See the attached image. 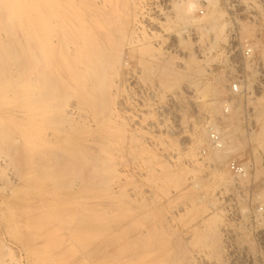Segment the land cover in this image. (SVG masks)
<instances>
[{
    "label": "rangeland",
    "instance_id": "374dc122",
    "mask_svg": "<svg viewBox=\"0 0 264 264\" xmlns=\"http://www.w3.org/2000/svg\"><path fill=\"white\" fill-rule=\"evenodd\" d=\"M210 1L201 15L196 0H74L87 21L101 6L102 101L89 79L68 87L64 14L40 57L35 0H0V264H264V0ZM211 126L228 156L209 147Z\"/></svg>",
    "mask_w": 264,
    "mask_h": 264
},
{
    "label": "bare ground",
    "instance_id": "6f19581e",
    "mask_svg": "<svg viewBox=\"0 0 264 264\" xmlns=\"http://www.w3.org/2000/svg\"><path fill=\"white\" fill-rule=\"evenodd\" d=\"M5 4L7 1L9 0H2ZM11 1V0H10ZM18 1V0H17ZM80 1H83V0H80ZM84 1H87V0H84ZM112 3H113V0H111ZM131 1V0H130ZM60 2V1H59ZM58 0H35V3H36V7L34 8V12H35V21L33 23V27H34V32H33V35L35 37V40L37 42V45L39 46V55L40 57H45L50 49L49 48H46L45 45L46 43H48V35L49 33L51 32V23L53 21H51V18L53 19V17H57L59 16L60 14H64V17H68V18H64V29L62 31H66V29L68 28V35H69V38L68 40L71 41L72 45V49L71 51L69 50L70 49V45L68 46L69 47V56L70 59V63L71 64H74L73 68L75 70H73L70 66H67V65H64L62 67V71L65 72L66 74H68V87L69 85H72L73 88H77L79 83L82 81V80H85V79H89L88 81L90 82L89 86H87L89 89H87V91H85V93H87L88 96L90 95H94L92 93V91H97L98 95L100 98H102V101H103V98L102 95L104 94V83L106 82V78H104V75L106 73V69H108L107 67L110 65V68L112 67V64L113 62H109L107 56L108 54L106 55L105 51L103 50L104 47L102 45V42L99 41V36H100V39L103 40V38H101V34L102 32H98V35L96 33V31H100L101 28H102V25H101V20L103 18L100 17L99 15V12H100V7L98 5H95L96 3H92L94 5V8H92L94 10V13L90 16V18L88 19V21L84 18V10L83 9H86V7H84L82 10L81 9H78L76 6H75V2L74 0H67L65 3L63 2V4L59 3ZM106 2V1H105ZM212 3V6L213 8L217 7V4H218V0H211L210 1ZM79 2H77L78 4ZM123 3H124V0H123ZM80 4V3H79ZM85 4V3H84ZM89 4V3H88ZM88 4H85V5H88ZM90 4H91V1H90ZM107 4V3H104V5ZM114 5V3H113ZM128 5V4H127ZM126 5V7H127ZM16 6V5H15ZM17 6L19 8H22L20 5H18V2H17ZM16 6V8H17ZM91 6V5H90ZM91 6V7H92ZM103 6V5H102ZM125 6V5H124ZM10 7V6H9ZM80 7H81V4H80ZM89 7V6H88ZM125 7V9H126ZM196 4L192 1H189L183 5H181L180 7V14H182L183 16H186L188 18H192L193 19V16H194V12L196 10ZM12 8V7H11ZM43 8L44 9H47V12L45 10V12L43 11ZM121 8V7H120ZM20 10V9H19ZM22 10V9H21ZM110 10V9H109ZM124 10V9H123ZM129 10V9H128ZM127 10V11H128ZM104 12V10H103ZM102 13V12H101ZM109 13V11H108ZM123 13V12H122ZM126 13V12H125ZM90 14V13H89ZM111 15V14H110ZM118 15V14H117ZM105 16V14L103 15ZM112 16V15H111ZM111 16H110V19H111ZM136 16V14H135ZM59 18V17H58ZM57 18V19H58ZM106 18V17H105ZM113 18V16H112ZM120 18V17H119ZM128 18V17H127ZM60 19V18H59ZM101 19V20H100ZM183 19V18H182ZM106 20V19H105ZM113 20V19H112ZM111 20V21H112ZM115 20V19H114ZM114 20L112 22H114ZM123 20V19H122ZM121 20V21H122ZM125 20V19H124ZM123 20V21H124ZM129 20V19H128ZM191 20V19H190ZM219 19H215L213 20L210 24H209V30H211L213 32V37L215 39H220V38H223L225 37V33H224V25L225 24H220ZM110 21V22H111ZM118 21V20H117ZM120 21V22H121ZM127 21V20H125ZM124 21V22H125ZM111 22V23H112ZM115 23V22H114ZM129 23V21H128ZM127 23V24H128ZM113 24V23H112ZM111 24V26H112ZM124 24V23H123ZM63 25V24H62ZM106 25V24H105ZM104 25V26H105ZM120 25V24H119ZM129 25V24H128ZM127 26V25H126ZM115 27V26H114ZM122 28V27H121ZM126 28V27H125ZM108 30V29H107ZM116 30V29H115ZM122 30V29H120ZM119 30V31H120ZM126 30V29H125ZM118 32V31H117ZM121 32V31H120ZM119 32V33H120ZM124 33V36L126 35L125 33L126 32H122ZM65 32L63 34H61V40H65ZM108 34V33H107ZM104 35V34H102ZM131 35V34H130ZM106 36V35H105ZM105 38V37H104ZM107 38V37H106ZM105 38V39H106ZM112 38V37H111ZM110 38V39H111ZM116 39V38H115ZM114 37H113V40H115ZM108 41V40H107ZM69 42V41H68ZM106 42V41H105ZM103 41V44L105 43ZM111 42H109L110 44ZM105 44H108V43H105ZM108 44V45H109ZM118 44V43H117ZM116 45V43H115ZM105 46V45H104ZM143 46V45H142ZM264 46V45H263ZM103 47V49H102ZM107 48V47H106ZM110 48V47H109ZM116 48V47H115ZM262 48V52L264 54V47H261ZM112 49V48H111ZM114 49V48H113ZM108 50V49H107ZM118 50V49H116ZM121 50V48H120ZM131 50V49H130ZM108 52V51H107ZM113 52L114 54V51H111L109 53ZM122 53V52H121ZM129 53V51H128ZM61 55V60L64 61V59L67 58V56L64 54V53H60ZM116 55V54H115ZM119 56V55H118ZM134 56V55H133ZM121 58V57H120ZM116 60V59H114ZM113 60V61H114ZM118 60H120L118 58ZM111 61V60H110ZM115 64V63H114ZM72 66V65H71ZM119 66V64H118ZM115 68V66H113ZM117 67V66H116ZM112 72V71H111ZM110 74V71L108 72ZM103 78L105 79L103 81ZM112 79V78H111ZM84 82V81H83ZM82 82V83H83ZM172 82V81H171ZM81 84V83H80ZM107 85V84H106ZM118 85V84H117ZM84 86V85H83ZM80 87V86H79ZM116 88V87H115ZM70 89V88H69ZM171 89V87H170ZM79 90V89H78ZM110 90V89H108ZM69 92V91H68ZM107 92V90H106ZM77 93V92H76ZM81 93H84V92H81ZM84 93V95H86ZM109 93V92H108ZM82 95V94H81ZM85 97V96H84ZM99 98V99H100ZM81 99V98H80ZM98 99V101H99ZM101 100L99 102H102ZM110 101V100H109ZM106 104H108L107 102L108 101H105ZM111 102V101H110ZM109 102V104H110ZM104 103V102H103ZM102 104V103H100ZM103 105V104H102ZM77 106V104L75 105ZM104 106L105 104L103 105V107H101L103 110L104 109ZM107 107H110V106H107ZM106 108V107H105ZM74 110V109H73ZM110 110V109H109ZM108 110V112H109ZM69 112V111H68ZM106 112H107V109H106ZM73 113V112H72ZM94 113H97L98 115V112H94ZM96 115V114H95ZM104 115V114H103ZM80 116V115H79ZM105 117L107 115H104ZM108 116H109V113H108ZM96 117V116H95ZM69 118V117H68ZM72 119V118H70ZM79 119V118H78ZM101 119V118H100ZM104 119V118H103ZM106 119H109V118H106ZM98 120H99V116H98ZM85 121V120H84ZM102 121V120H101ZM92 123V122H91ZM96 124V122H95ZM99 124V123H98ZM70 125V124H69ZM76 125V124H75ZM109 125V124H108ZM261 127H260V131H259V139H258V146L260 148H262L264 150V122L260 123ZM83 126V125H82ZM88 126V124H87ZM90 126V125H89ZM85 128H87L86 126H83ZM104 127V126H103ZM115 127V126H114ZM216 128V127H215ZM69 130V129H68ZM85 130V129H84ZM89 130V129H88ZM99 130V129H98ZM96 130V131H98ZM203 130V129H202ZM216 131L220 132L217 128L215 129ZM69 132V131H68ZM99 132V131H98ZM71 133V132H69ZM103 133V132H102ZM105 133V132H104ZM103 133V134H104ZM112 133V132H111ZM110 133V134H111ZM88 134V133H87ZM69 135V134H68ZM93 135V134H92ZM95 135V134H94ZM93 135V136H94ZM100 135V134H99ZM74 137V136H73ZM72 137V138H73ZM98 137V135L96 136ZM71 138V139H72ZM105 138V137H104ZM114 138V137H113ZM230 138V137H229ZM228 138V139H229ZM86 139V138H85ZM92 139H96V138H92ZM107 139V138H106ZM82 140V139H81ZM88 140V139H87ZM97 140V139H96ZM98 140H100V138H98ZM231 140V139H230ZM70 141H73V140H70ZM105 141V139L103 140ZM68 142H69V136H68ZM80 142V141H79ZM85 142V141H84ZM92 142V141H91ZM94 142V140H93ZM108 142V141H106ZM111 142V141H110ZM83 143V142H82ZM81 143V144H82ZM97 143V142H95ZM109 143V142H108ZM88 144V143H87ZM232 144V143H231ZM69 145V144H68ZM71 145V144H70ZM76 145V146H75ZM78 144L74 143V147L68 150H70V153L72 155H74L76 152H78L79 150H81L79 147H77ZM84 146V145H83ZM82 146V147H83ZM231 146V145H230ZM101 147V146H100ZM101 148H104V147H101ZM227 150L226 152H224L225 150H223V153L225 155H227L226 153H229L232 152L233 148H230L229 145L226 147ZM107 150V148H104ZM109 150V149H108ZM107 150V151H108ZM221 151V150H219ZM228 156V155H227ZM227 156H224V157H227ZM86 163V162H85ZM212 182L215 183V185L217 187L219 186H223V188L227 186L226 189H228V186H230V184H232V181L229 180L228 176L226 175H221V176H218L216 175L215 173L212 175ZM232 187V186H231ZM194 263V262H193Z\"/></svg>",
    "mask_w": 264,
    "mask_h": 264
},
{
    "label": "built area",
    "instance_id": "2783aa9c",
    "mask_svg": "<svg viewBox=\"0 0 264 264\" xmlns=\"http://www.w3.org/2000/svg\"><path fill=\"white\" fill-rule=\"evenodd\" d=\"M199 4L198 12L202 15L204 13L203 5L206 4L209 0H196ZM253 55V50L249 46L247 42L241 43L240 46V56L243 61H247L251 59ZM240 82H233L230 86V90L233 93L240 92ZM207 141L209 147L215 151L222 150L224 148V142L221 134L215 130L214 127H207ZM227 169L235 176V177H244L247 174V167L239 163L233 159L227 162Z\"/></svg>",
    "mask_w": 264,
    "mask_h": 264
}]
</instances>
